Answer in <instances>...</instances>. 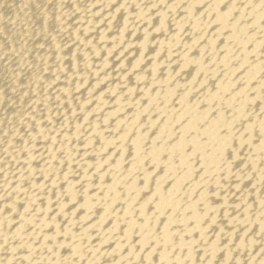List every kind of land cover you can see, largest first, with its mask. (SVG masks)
Returning <instances> with one entry per match:
<instances>
[{"label":"bare ground","instance_id":"6f19581e","mask_svg":"<svg viewBox=\"0 0 264 264\" xmlns=\"http://www.w3.org/2000/svg\"><path fill=\"white\" fill-rule=\"evenodd\" d=\"M0 264H264V0H0Z\"/></svg>","mask_w":264,"mask_h":264}]
</instances>
